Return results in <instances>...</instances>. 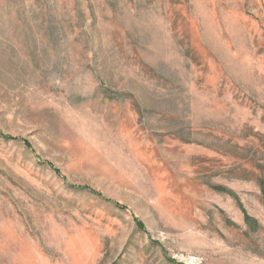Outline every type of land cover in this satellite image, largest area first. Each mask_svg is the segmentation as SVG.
Listing matches in <instances>:
<instances>
[{
	"label": "rangeland",
	"instance_id": "374dc122",
	"mask_svg": "<svg viewBox=\"0 0 264 264\" xmlns=\"http://www.w3.org/2000/svg\"><path fill=\"white\" fill-rule=\"evenodd\" d=\"M0 264H264V0H0Z\"/></svg>",
	"mask_w": 264,
	"mask_h": 264
}]
</instances>
